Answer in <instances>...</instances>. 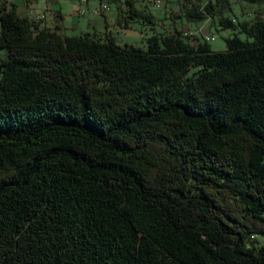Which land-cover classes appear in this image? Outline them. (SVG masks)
Instances as JSON below:
<instances>
[{
    "label": "trees",
    "instance_id": "16d2710c",
    "mask_svg": "<svg viewBox=\"0 0 264 264\" xmlns=\"http://www.w3.org/2000/svg\"><path fill=\"white\" fill-rule=\"evenodd\" d=\"M228 3L176 15L238 25L223 51L175 25L145 47L65 34L0 3V264H264V18Z\"/></svg>",
    "mask_w": 264,
    "mask_h": 264
},
{
    "label": "rangeland",
    "instance_id": "374dc122",
    "mask_svg": "<svg viewBox=\"0 0 264 264\" xmlns=\"http://www.w3.org/2000/svg\"><path fill=\"white\" fill-rule=\"evenodd\" d=\"M3 1H6L8 6H13L20 15H26V8L44 13V19H39L41 26H49L48 24L53 23V17H56V11L61 10L62 13H71V16L76 15V18L81 19V23L88 17L97 20V23H100L98 29L102 31L104 29V13L109 16L117 11V5L121 7L125 5V0H89L88 2H80L77 0H0V3ZM100 1L107 3L109 6V8L102 13L95 12ZM182 1L184 0H166L162 7H157L153 0H134L136 7L146 8V10L153 13L156 18L155 24L150 26L139 21H131L128 28L117 26L116 28L113 27L111 32L108 31L107 33H113L122 44L130 43L132 45L145 47L147 36L158 32H169L174 29L175 25V27L182 30L184 34H193L199 37V39L203 38V34L214 33L215 38L208 42L213 50L219 51L226 49L225 37L232 35L234 32L239 34L242 38L245 37V34L239 31L238 25L234 28H221L217 16L213 18L209 17L200 22H190L186 18L176 17ZM228 2L229 8L224 10V16L233 19L235 23L243 21L251 22L256 15L264 18V3H251L245 0H228ZM75 5L78 7L77 11L73 13ZM50 7H53L55 10ZM36 12H31V16L29 15V17L37 20L38 13ZM26 16L28 17V15ZM65 24L68 25L69 21H66ZM54 25L55 24H52L49 27H53ZM84 28L85 26L83 24L75 30L68 28L65 30V34L74 35ZM60 32H62L61 29ZM5 55V49L1 48L0 57Z\"/></svg>",
    "mask_w": 264,
    "mask_h": 264
},
{
    "label": "crops",
    "instance_id": "0c3cea01",
    "mask_svg": "<svg viewBox=\"0 0 264 264\" xmlns=\"http://www.w3.org/2000/svg\"><path fill=\"white\" fill-rule=\"evenodd\" d=\"M89 1V0H88ZM77 5L74 6V11L73 13H75L77 11ZM53 8V7H50ZM54 9V8H53ZM55 10V9H54ZM26 15L31 16V12H36L33 9H28L26 8ZM117 18V12H115L114 14H110L109 16L105 15L104 13V19H103V23H104V29L103 31L98 29L100 23H97V20L88 17L87 19H85V21H83V23H81V19L76 18V15L71 16V13H62L61 10L56 11V17H53L54 22L51 24H48L49 26L52 24L55 25H59L61 31L63 33H65V30L70 28V29H77L78 27H80L82 24L85 26V28L83 30H80L79 33L74 34V35H79V34H83L86 32H95V33H99L100 35L105 34L106 32H111L113 27H117V25H115V20ZM75 20V21H74ZM69 21V24L66 25L65 22ZM74 21V22H73ZM113 35V33H111Z\"/></svg>",
    "mask_w": 264,
    "mask_h": 264
},
{
    "label": "built area",
    "instance_id": "2783aa9c",
    "mask_svg": "<svg viewBox=\"0 0 264 264\" xmlns=\"http://www.w3.org/2000/svg\"><path fill=\"white\" fill-rule=\"evenodd\" d=\"M77 1H80V2H88V0H77ZM154 3L157 5V7H162L166 0H153ZM109 6L107 5V3H103L100 1V4L98 5V7L96 8L95 12H103L104 10L108 9ZM38 13V17H37V20H42L44 19L45 17V14L44 13H41V12H36ZM213 38H215V34L214 33H207V34H203V38L205 41H209V40H212Z\"/></svg>",
    "mask_w": 264,
    "mask_h": 264
}]
</instances>
